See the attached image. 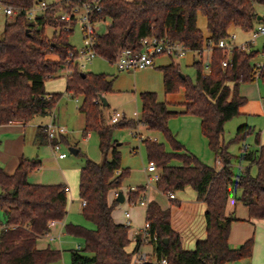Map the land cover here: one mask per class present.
Returning <instances> with one entry per match:
<instances>
[{
    "label": "trees",
    "instance_id": "1",
    "mask_svg": "<svg viewBox=\"0 0 264 264\" xmlns=\"http://www.w3.org/2000/svg\"><path fill=\"white\" fill-rule=\"evenodd\" d=\"M20 8L11 21H6L0 35V125L19 120L29 122L34 116L50 113L60 92H48L44 82L61 70L74 46L69 42L73 27L58 19V12L77 0H56L45 12L27 20L26 9L41 0H2ZM85 1V0H79ZM90 1V0H89ZM100 5L97 19H109L103 33H95L93 48L98 56L112 62L122 50L138 48L146 35L165 36L177 40L191 50L202 49L208 42L216 43L228 35L230 27L244 32L252 29L257 20L255 5L264 6V0H95ZM204 16L208 36L196 24L197 15ZM52 27L50 36L46 27ZM257 50L234 48L227 65L225 50L212 47L209 71L205 72L200 57L193 60L195 78L181 76L178 64L170 62L157 68L162 73L164 94L183 89L184 109L175 111L165 101H158L153 91L139 93L141 110L138 118L122 116L111 123L106 118L99 96L112 91L113 78L103 72L82 71L73 67L65 79V92L81 97L78 107L84 116L82 133L95 132L99 150L111 158L97 163L86 159L79 171L78 194L85 205L83 217L94 224L87 228L66 223V234L80 238L79 249H69L70 264H131L132 250L137 248L129 235V227L116 223L112 210L118 203L108 199L110 192H117L128 174L120 165V155L112 134L115 129H135L144 124L149 130L158 131L169 143L145 137L148 161L154 162L158 179L156 188L164 194L175 193L190 186L197 199L205 204L203 212L205 237L196 240L192 249H184L181 237L171 227L170 211L155 201L145 206V222L149 232L155 233L151 255L166 257L168 264H226L251 255L253 238L232 248L228 243L230 223L237 220L225 214L228 196L232 193L247 208L249 216L264 218V143L258 137V148L241 153L239 158L256 166L250 175L249 167L240 174L232 170L233 156L222 139L224 123L240 113L246 97L240 95L239 86L256 78L252 59ZM81 73H84L82 75ZM258 77L264 81V63ZM180 114L200 118L201 133L208 147L214 152L219 167L202 162L184 150L168 127V120ZM251 128L247 124L237 127L233 141H241ZM36 144L47 143L43 126L36 128ZM59 135L55 142H65ZM78 153V150H77ZM177 161L178 164H174ZM40 166L39 159L21 156L12 174L0 167V264H48L61 258L58 249L38 248L37 239L49 231L50 222L61 221L67 214V192L63 184H41L28 180L30 173ZM119 170V171H118ZM239 190V193L236 192ZM146 188L138 185L126 192L128 202L139 200ZM167 238V243L163 239ZM133 243L131 250L128 246ZM142 264H152L151 262Z\"/></svg>",
    "mask_w": 264,
    "mask_h": 264
},
{
    "label": "rangeland",
    "instance_id": "2",
    "mask_svg": "<svg viewBox=\"0 0 264 264\" xmlns=\"http://www.w3.org/2000/svg\"><path fill=\"white\" fill-rule=\"evenodd\" d=\"M46 1L51 2L53 0ZM255 10L257 14L264 18L263 5L256 4ZM7 20L11 21L12 18L5 16L2 11H0V35ZM108 24L109 19L107 18L103 21L96 22L94 25L96 33L105 32ZM196 24L203 34L207 32L205 20L201 14H198ZM45 31L46 34L50 36L53 29L52 27L47 26ZM83 35L81 24L76 23L73 27V32L69 37V42L75 47V49H80L83 46ZM239 37L242 39L249 38L250 33L241 32ZM254 47L258 50V53L252 59V63H264V53H262L264 47V36H260L254 41ZM206 51V49L203 50L202 59L204 61L209 59ZM196 58L197 55L193 56L192 52H187L183 59H173L172 61L175 64H178L182 74L188 76L193 81L195 78V69L191 63L193 59ZM158 66L159 65L155 66L156 70L154 73L146 70L123 72L118 71L113 62H109L100 56H96L81 70L94 73L103 72L115 77L112 85V91L105 95L108 106L103 109V114L106 118L109 113L116 110L120 113H124L126 118L135 119L136 117L134 112H138V115H140L139 92L153 91L161 101L165 100L162 86V74L157 68ZM63 73L64 72L62 70H59L56 74L57 77L49 78L44 82V87L47 91L61 93L55 106L51 109V112L55 113L57 123L64 126L66 129L67 136H64L67 140L65 142H60L59 144L60 151H64L67 156L63 159L57 158L48 142L47 144L39 147H36L31 143V136L33 135L35 128L38 125H45L51 120L49 112L45 115L34 116L29 122H27L25 132L23 134L25 137L24 157L39 159L40 168L30 173L28 180L30 182H38L41 184L67 185L70 188V191L66 194L67 214L63 222L93 228L94 224L86 220L81 214V203L78 194L79 171L86 159H90L97 163H102L105 159L109 160L111 158V151L109 150L106 155L100 152L98 136L95 132H89L88 137L82 133L84 116L78 110L81 103V97L78 96L75 98L66 94L65 76ZM134 77H136V83L134 82ZM240 85V92L246 88H251L255 97L249 99L245 105L243 104L240 107V113L237 116L224 123L222 139L227 145V150L233 156L231 165L234 173L240 174L246 167H249L250 175H255L256 166L239 158V155L242 151V146L244 145H247L249 150L252 151L257 149L258 145L255 141L256 137H258L260 143H264V109L262 106V102L264 100V81L261 78L256 77L253 81ZM145 87L152 89L148 90L145 89ZM246 109L252 110L253 112H249ZM170 119L171 121L169 122V125L173 130L182 128V121L184 119L182 116L177 115L171 117ZM242 124H247L251 128L250 132L245 135L243 140L233 141L237 127ZM135 129H115L112 134L113 140H116L121 144L117 146L120 155V165L122 168L128 169L127 176L124 177L121 182V189L124 191L131 187L144 185L148 179V175L144 171L148 164V159L146 156L145 146L141 140L150 134L145 130H142L143 135L142 139H140L133 134ZM158 138L163 143L165 142L164 146L168 150L169 143L163 138L161 133L158 134ZM69 147L78 149V153H71L68 150ZM197 150L198 154H201H197V156L203 162L209 164L210 166H219L218 162L215 160L214 152L208 147V145H205L202 148L197 147ZM0 167L2 168L1 165ZM146 189V192H144L143 196L137 201L128 202L126 197L125 201L118 202L113 208L114 220L124 222V212L128 211L131 215L130 219L133 224L131 230L134 228H141L145 223V203L147 200H152L155 201L161 208L168 209L170 211V219L172 218L175 226L180 230L183 231L184 226L188 225L189 222L191 223L188 225L190 229L192 228L190 233H187V229H185L182 236L192 237L197 236L198 233L200 234V219L202 213L200 207L198 206L197 208V204H193L195 203V198L193 200V197H195V191L190 186H187L181 191L175 192V200L169 198L167 194H164L155 188V181H152ZM118 191H120V189L117 190V192ZM237 192H239V190ZM229 197L232 200L234 193L230 194ZM113 199H115V197H113L112 200ZM112 200H110V202ZM140 200L143 202H140ZM135 202L136 204H132ZM2 221L3 213L0 210V223ZM191 225H196L200 228H193ZM51 234L55 236L54 240H50L48 236L44 235L37 239L38 242L41 244L42 248L50 247L60 250L61 263L65 259L66 264H70L69 249L74 248L76 244L81 245V239L66 234L61 224L55 226V228L51 231ZM59 236L60 238H58ZM80 247H82V245ZM151 248L152 247L149 245H145L143 247V251L151 254ZM238 261L228 262L226 264H238Z\"/></svg>",
    "mask_w": 264,
    "mask_h": 264
},
{
    "label": "built area",
    "instance_id": "3",
    "mask_svg": "<svg viewBox=\"0 0 264 264\" xmlns=\"http://www.w3.org/2000/svg\"><path fill=\"white\" fill-rule=\"evenodd\" d=\"M53 0L51 2H54ZM46 0H41L39 2L33 3L26 9V18L27 20H33L34 17L38 14L45 12L48 8L49 4ZM20 8L14 7L10 4L4 3L0 0V11L9 17L14 18L17 14L20 13ZM100 12V5L95 0H85L79 1L77 3L70 5L66 8L61 9L57 17L59 20L64 21L67 26L66 29L74 27L76 23L81 24V29L83 32V46L80 49H75V47L69 52L68 59L64 67L61 69L64 73L65 79L72 73L73 67L77 69H82L88 62H90L94 57L98 56L93 48L94 44V35L96 33L95 23L98 21H103L96 18L97 13ZM250 37L247 41L242 42L240 44H234L233 42H228L227 39L233 41L235 39V35L229 33L225 38L219 39L216 43L208 42L202 49L199 50H191L181 42L177 40L169 39L165 36H157V35H146L142 37L139 41L138 48H126L120 52V54L112 61L116 66L118 71L129 72L135 71L138 69H143L146 67L153 66L155 58L160 55H165L170 57L171 59H182L186 56L187 52H194L197 57H200L205 72L209 71V59L204 61L202 59L203 50L211 52L212 47H218L225 50L226 58L222 60L221 65L225 67L227 65V58L231 51L234 48H238L240 50H249V46L253 43L258 37L264 36V21L257 22L252 29L249 31ZM257 70L256 77H258L259 70L263 66V63L254 64ZM262 106L264 109V100L262 102ZM51 120L49 123L43 125L44 130L46 132V138L49 145L52 147L54 154L59 159H63L67 156L64 151H60V142H55L54 139L59 135H64L66 133V129L64 126L59 125L56 121L55 113L50 111ZM120 112H114L110 117V122L115 123L121 118ZM89 133L85 136L88 137ZM145 170L150 174L148 176L147 182L144 184L145 188L152 182L158 179V171L157 168L152 161H148ZM65 191L68 192L69 188L65 186ZM134 189V187H132ZM169 198H174L173 193L168 194ZM140 202H143L140 200ZM132 204H136L132 203ZM146 204V203H145ZM81 205H85V201H81ZM125 221L123 224L130 228L131 221L129 220V212H124ZM54 222H50L49 226H51ZM46 235L50 238V240H54L55 236L49 234ZM59 238V237H58ZM157 236L155 233L149 232V224L147 222L135 231L134 236H132V240L134 245L137 243L138 247L132 250L131 255V264H142L151 262L152 264H168L166 257H156L152 256L149 252L143 251V246L151 245L152 242L156 241ZM76 249H79L80 246L76 245Z\"/></svg>",
    "mask_w": 264,
    "mask_h": 264
},
{
    "label": "crops",
    "instance_id": "4",
    "mask_svg": "<svg viewBox=\"0 0 264 264\" xmlns=\"http://www.w3.org/2000/svg\"><path fill=\"white\" fill-rule=\"evenodd\" d=\"M198 14L200 15V13H198ZM259 16H260L261 21L264 20V18L261 15H259ZM197 17H198V15H197ZM203 19L205 20L204 16H203ZM205 25H206V22H205ZM241 32H244V31H242L236 27H233V26L230 27L228 30V34L233 33L235 35V39L233 41H231L230 39H227V41L231 42V43L233 42L234 44H240L242 42L247 41L249 38H243L242 39L239 37ZM244 33H246V32H244ZM204 36L207 37L208 32H206L204 34ZM250 49L256 50L254 47V42L250 44L249 50ZM206 52H207L208 56H210V52L209 51H206ZM192 53H193V56L196 55L194 52H192ZM262 53H264V47H263ZM172 60L173 59H171L168 56L160 55V56H157L155 58L153 66L146 67L143 69H138V70H146V71H150V72L154 73L156 70V68H155L156 65H159V66L165 65V64H168L170 62H173ZM191 65H192V63H191ZM138 70H135V71H138ZM135 71H132V72H135ZM129 72H131V71H129ZM109 76L112 77L113 81H114L115 77L112 75H109ZM54 77H57V76H54ZM54 77H52V78H54ZM134 82L136 83V77H134ZM242 84H244V83H242ZM112 85H113V83H112ZM162 86H163V82H162ZM240 86H239V88H240ZM145 89L149 90L152 88H146L145 87ZM48 92H50V91H48ZM139 93H138V96H139ZM163 93H164V91H163ZM239 93H240V95L246 97L247 101L249 99L255 97L251 88H246L242 92L239 91ZM66 94L68 96H71L68 93H66ZM164 95H165V100H163V101H165L168 104L169 109L175 110V111H181L184 109V106L182 104L184 102L183 89H180L176 93L164 94ZM75 98H77V97H75ZM157 99H158V101H161L158 97H157ZM139 102H140V98H139ZM139 110H141V102H140ZM246 110L249 112H253L252 110H249V109H246ZM114 112H116V110ZM114 112L109 113L107 118H110ZM120 114H121V116L125 117L124 113H120ZM134 115L136 118L139 117L138 112H134ZM178 116H182L184 118L182 121L183 122L182 128H178L177 130H173L169 125V122L171 121V119L168 120V127H169L170 131L172 132L173 136L175 137V139L178 140L184 146V150L187 152H190V153L194 154L196 157H198L197 156V154H198L197 147L202 148L205 145H207V139L201 133L200 118L198 116L190 115V114H180ZM56 119H57V117H56ZM26 125H27V123H24V122L19 121V120H14L8 124L0 125V165L2 166V169L6 174H12L14 172L15 168L17 167V164L19 162L20 157L24 156V142H25L24 138L25 137L23 134L25 132ZM38 126H43V125H38ZM36 128L33 132V135L31 136V143L34 146L39 147L41 145L36 144V138H35ZM142 130H145L147 133L150 134L149 136H147L148 138L155 139L159 142H162L158 138V134H160V133L158 131L149 130L146 127V125H144V124L138 125V127L134 130L135 132L133 134L136 135L137 137H139L140 139H142V135H143ZM64 135L67 136L66 133ZM45 144H47V143H45ZM116 145L118 146L121 144L116 141ZM164 145H165V142H164ZM168 150H170V145H169ZM248 151H252V150H249V147L247 145L242 146L241 153H245ZM198 155H201V154L199 153ZM173 163L178 164L177 161H173ZM218 165H219V163H218ZM39 168H40V166H39ZM144 171H145V173H147L148 176H150L151 173L147 172L145 169H144ZM34 183H38V182H34ZM65 186H67V185H65ZM155 188H156V186H155ZM129 189H132V187ZM129 189L124 191L120 187V191H122V193L124 195V201L126 198V192ZM69 191H70V188H69L68 192ZM238 193L239 192H236V194H238ZM116 194H117V192H110L108 195L109 201L112 200L113 197H116ZM173 194H174V198H172V199L175 200L176 195H175V193H173ZM194 198H195V203H193V204H195V205L197 204L196 205L197 208L199 206L201 213H202L201 219H200V227H201L200 234L198 233L197 236H192V237L182 236V233L185 231V229H187V231H186L187 233H190L192 228L190 229L188 225H190L191 223L189 222L188 225L184 226V229L182 231L175 226L172 218L170 219L171 227L176 232L179 233V235L181 237L182 246L184 249H192L194 247L196 240L203 239L205 237V224H204V218H203V212L205 210V204L201 200L197 199L196 192H195V197H193V200H194ZM148 201L149 200H147V202ZM147 202H146V204H147ZM80 203H81V200H80ZM146 204H145V206H146ZM81 207H82V205H81ZM225 214L234 216L237 219V220L231 221V223H230V229H229V234H228V243H229L230 247L235 248V247L239 246L242 242H244L246 239H248L250 237L253 238V246H252L251 255L247 258L239 260L238 264H264V218H257V217L249 216L248 208L241 201L236 199L235 194H234V197L232 198V200L228 196V198L226 200V205H225ZM112 217L114 220L113 210H112ZM130 218H131V215L129 213V220L131 221V226L129 228V235L132 238V236H134L135 231H137L138 229L134 228L131 230V227L133 224H132V220ZM64 219H65V217H64ZM64 219L61 221H54V223L50 226L48 233L51 234V231L53 230V228H55V226H57L58 224H61L62 228L64 230V225L66 224V222H63ZM124 220H125V217H124ZM114 221L116 223H123V222L118 221V220H114ZM191 226L193 228L199 227V226L197 227L196 225L195 226L191 225ZM45 236H47V235L45 234ZM40 237H42V236H40ZM59 238H60V236H59ZM76 245H79V246L83 245L82 240H81V245L80 244H76ZM132 246H133V243H131L128 246V250H131ZM149 246L152 247L151 245H149ZM37 247L42 248V246L38 242V240H37ZM151 251H152V248H151ZM69 260H70V257H69ZM48 264H66V262L64 259V261H62V263L59 260V261L51 262Z\"/></svg>",
    "mask_w": 264,
    "mask_h": 264
},
{
    "label": "water",
    "instance_id": "5",
    "mask_svg": "<svg viewBox=\"0 0 264 264\" xmlns=\"http://www.w3.org/2000/svg\"><path fill=\"white\" fill-rule=\"evenodd\" d=\"M257 20H260V16H259V15L257 16ZM81 74L84 75V73H81ZM181 76L183 77L184 74L181 73ZM99 99H100L102 105H104V106H107V105H108V102H107L105 96L100 95V96H99ZM68 150H69L71 153H73V154H76V153H77V149H76V148L69 147ZM115 199H116L117 202H123V201H124V195H123L122 191H118V192H117ZM167 241H168L167 238H164V239H163V242H164V243H167Z\"/></svg>",
    "mask_w": 264,
    "mask_h": 264
}]
</instances>
